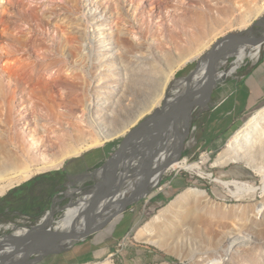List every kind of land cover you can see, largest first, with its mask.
I'll return each instance as SVG.
<instances>
[{
    "label": "rangeland",
    "instance_id": "1",
    "mask_svg": "<svg viewBox=\"0 0 264 264\" xmlns=\"http://www.w3.org/2000/svg\"><path fill=\"white\" fill-rule=\"evenodd\" d=\"M236 1L247 2L0 0V134H3L0 138L6 140L14 136L17 141L12 140V146H19L24 140L32 141L33 137L41 139L36 131L39 129L37 116L46 127L63 126L57 130L65 131L58 116L81 114L83 104L91 112L95 111V103L97 111L113 112L117 119H132L148 109L161 90L165 72L170 69L169 58L178 61L183 52L193 55V62L177 72L178 79H185L194 71L193 76L198 74V64H202L212 48L200 54H197L198 49L220 30L225 29V32L216 43L236 34H263V27L256 24L261 20L264 22V15L249 26H254L252 33L244 31L245 27L239 23L242 11L234 4ZM234 60V57L230 58L226 69ZM242 60L245 62L239 64L235 74L212 86L192 113L182 159L192 163L203 161L200 171L167 172L157 187L130 204L123 214L110 221V226L100 230L103 235L115 224L120 226L123 222L124 233L128 235L124 240L111 243L114 251L109 250L104 256L87 262L59 261L61 252H56L34 256L31 260L39 259L30 264H208L214 259L220 260L217 264H264V193L235 195L237 189L223 183L240 180L259 186L264 182V174L260 171L263 163L261 159L248 161L242 156L237 162L223 166L215 164L231 136L264 103L249 114L231 136L215 138L210 134V123L215 117L212 111L222 85L238 81L239 76L252 67L250 63L254 59L246 57ZM260 60H264V45ZM40 62L45 64L41 73L46 79L70 76L71 73L80 77L84 70L91 81L89 92L86 94L80 88L59 83L48 95L40 91V79L35 81L36 84L26 80L31 65ZM63 94L70 96V104L62 101ZM48 99H55L56 103L50 107ZM163 105L164 102L157 104L158 107ZM65 118L69 125L76 123L71 117ZM43 138L49 139L48 136ZM102 148L104 146L90 149L76 158L83 159L85 154ZM145 181L140 185L142 191L151 189L154 184L152 178ZM187 191L192 194L189 207L194 213L185 222L172 215L173 234L165 243H161L159 237L153 240L137 238L142 227ZM56 202L53 201L51 207L62 208L67 200ZM35 220L28 216L14 218L3 224L0 236L11 234L14 226H31L38 222ZM13 239L21 242L19 235Z\"/></svg>",
    "mask_w": 264,
    "mask_h": 264
},
{
    "label": "bare ground",
    "instance_id": "2",
    "mask_svg": "<svg viewBox=\"0 0 264 264\" xmlns=\"http://www.w3.org/2000/svg\"><path fill=\"white\" fill-rule=\"evenodd\" d=\"M240 2L234 3L242 11L239 23L245 27L244 31L252 33L254 26L251 28L249 26L255 22L256 18L264 15V0ZM257 24L264 29L262 21ZM223 31L225 32V29L214 34L198 49L197 54H200L212 48L204 57L202 64H198L196 69L198 74L193 76L194 71L188 78L178 79L176 77L180 69L193 62V55L188 56L183 52L178 61L169 58L167 61L170 64V69L165 72V82L155 96V101L153 100L148 109L128 121L122 118L117 119L113 112H106L103 109L97 111L95 103L94 112L87 110L86 104H83L85 107L81 109V114L77 112L78 115L70 113L64 117L63 115L62 117L58 116V119L62 120L65 125V131L58 132L57 130H61L63 126L46 127L42 124L41 118L37 116L39 129L36 131L41 139L37 140L33 137L34 141L24 140L19 146H12L11 141L15 140L14 136L6 138L7 141L0 138L1 197L11 188L30 180L35 175L59 169L69 158L105 145L115 134L124 136L131 126L136 125L142 117L152 114L158 108L164 107L165 111V113L156 116L144 128L133 151L120 150L115 153L112 165H116L122 156H126L128 160L122 168L120 182L112 189L108 186L112 182V177L116 175L114 169L113 175H110L96 190L87 191L84 195H72V204L65 213L62 214V208L57 206L53 208L50 215L39 219L31 226H14L11 234L0 236V264L34 263L36 258L31 260L34 256H41L50 251H59L78 236L96 229L102 230L110 223L104 226L105 219L111 213L118 212L114 218L123 214L130 203H134L157 187L162 176L167 172L181 169L201 170L203 161L192 163L182 159V150L190 133L192 111L198 109L201 102L210 93L212 86L221 84L225 78L235 74L239 64H243L246 60L242 59L250 57L255 61L260 58L262 53V45L254 43L257 35L253 33L251 36L236 34L216 43L224 33ZM88 48V46L85 48L86 53L89 52ZM231 57H234L235 60L231 67L226 69ZM44 65L42 62L34 66L31 65V71L28 73L30 76L26 78L33 84H36L35 81L40 79V91L48 95L53 91L55 84L59 83L74 89L80 88L86 94L89 92L91 81L88 73L84 70L80 77L71 73L70 76L46 79L41 73ZM61 99L65 103H67L66 101H69V104L71 102L70 96L64 94ZM48 101H51L50 107L56 103L55 99H48ZM160 102H164V105L158 107L157 104ZM65 117L73 118L76 123L69 125V121ZM263 122L264 107L256 112L231 138L227 148L218 156L215 164L223 166L229 162H237L242 156L248 161L261 159L263 167L259 169L264 174ZM128 124L130 125L128 126ZM44 136H48L49 139L43 138ZM146 178H152L154 184L151 189L142 191L140 185ZM223 183L228 187L234 186L237 189L234 192L235 195H253L258 191L264 193V182L259 186L240 180L223 181ZM191 196V191L178 196L168 208L155 215L146 226L138 231L137 238L153 240L159 237L162 238L161 243H165L173 234L172 215L179 216L182 222L193 215L194 210L189 207ZM251 223H253L252 219ZM18 235L20 243L13 239ZM157 243L160 244L158 241ZM219 261V259H214L208 264H217Z\"/></svg>",
    "mask_w": 264,
    "mask_h": 264
},
{
    "label": "crops",
    "instance_id": "3",
    "mask_svg": "<svg viewBox=\"0 0 264 264\" xmlns=\"http://www.w3.org/2000/svg\"><path fill=\"white\" fill-rule=\"evenodd\" d=\"M250 65H252V67L239 76L238 81L235 80L230 82V84H223L221 90L218 92L215 101L216 107L212 111L215 117L210 123L212 124L210 129L211 136L215 138L231 136L233 130L238 128L239 124L245 121L249 114L264 103V60H253ZM213 96L214 93L212 94V102L214 101ZM246 123H244V125ZM240 129H238L231 138ZM231 138L228 140V143ZM22 191L25 192L26 190L21 188L16 189L7 197L6 202H0V208L6 203L13 202ZM122 223L123 222H121L120 226H116L115 224L112 230H108L103 235L102 231H98L88 238L61 250V253L58 255L59 261L87 262L104 256L109 250L111 252L114 251L111 243L121 238L124 240L128 235V233H124L125 227L122 226ZM110 225L111 224H109V226Z\"/></svg>",
    "mask_w": 264,
    "mask_h": 264
},
{
    "label": "water",
    "instance_id": "4",
    "mask_svg": "<svg viewBox=\"0 0 264 264\" xmlns=\"http://www.w3.org/2000/svg\"><path fill=\"white\" fill-rule=\"evenodd\" d=\"M256 25H258V24H256ZM254 43L260 44L263 46L264 45V33L261 36H257V38L254 40ZM163 113H165L164 107L158 108L155 112H153L152 114L143 118L126 135L118 136L117 134H115L111 139H109V141L106 142L105 145H103L107 149V156L105 158V165L100 169V171H101L100 180L97 183L86 186V187L73 188L72 189L73 192L71 191L72 193H68L65 197V198H67V203L62 206L61 213L63 214L69 209V207L72 204V202H71L72 197L75 196V193L77 196V195H84L87 191L96 190L97 188H99L103 184V182L110 175H113L114 169L116 171V175L112 177V182H110V184L108 186L110 189H112L118 182H120L121 181V175H122V168L125 166V163L128 162V160L126 159V156H122V158L116 163V165H112V160L114 159L115 153L117 151H120V150H122V151H133V147L135 146V143H136L139 135L141 134V132L144 130V128L147 127L155 119L156 116H158L159 114H163ZM192 113H194V111ZM111 143H113V144L111 146H108ZM77 157H79V156H77ZM66 163H67V161L65 162V164ZM65 164L61 168L56 169V170L62 169L65 166ZM19 185H21V184H19ZM19 185H17V186H19ZM4 195H2V196H4ZM59 199L64 200V198H59ZM56 200L57 199H55L54 202H56ZM52 211H53V206L48 211H46L44 214L39 216L36 221H38L39 219H41L43 217L50 215L52 213ZM105 213H107V212H105ZM117 214H118V212L111 213V215L105 219L104 226L106 224H108L112 219H114V217ZM96 232H98V229L93 230V231H89L87 234H84L82 236H78L68 245L70 246L76 242L82 241V240L88 238L89 236L93 235ZM68 245H67V247H68ZM65 247H63V248L65 249ZM62 249H60L59 251L58 250L57 251H50L47 254L60 252ZM47 254H44V255H47ZM41 256H43V255H41ZM37 261H38V259H36L34 262H37Z\"/></svg>",
    "mask_w": 264,
    "mask_h": 264
},
{
    "label": "trees",
    "instance_id": "5",
    "mask_svg": "<svg viewBox=\"0 0 264 264\" xmlns=\"http://www.w3.org/2000/svg\"><path fill=\"white\" fill-rule=\"evenodd\" d=\"M66 180L67 176L63 168L34 176L21 185L10 189L4 196L0 197V202H6L7 197L16 189L26 190L25 192L22 191L13 202L6 203L0 208V214L8 213L11 210L26 214L48 211L53 200L63 191Z\"/></svg>",
    "mask_w": 264,
    "mask_h": 264
},
{
    "label": "flooded vegetation",
    "instance_id": "6",
    "mask_svg": "<svg viewBox=\"0 0 264 264\" xmlns=\"http://www.w3.org/2000/svg\"><path fill=\"white\" fill-rule=\"evenodd\" d=\"M112 144L113 143H111V145ZM106 156L107 149L104 147L97 150L96 152L85 154L83 159L74 158L71 161H67V163L63 167L67 176V180L65 182L63 191L58 194L61 195V197L59 198H64V200H67V198L65 197L68 193L73 192V188L86 187L97 183L100 180V169L105 165ZM59 198L56 197L55 199ZM11 211H9L8 213L0 214V228L3 227V224L12 221L14 218L28 216L30 218L34 217L37 220L39 216L45 213L36 212L33 214H26L16 210Z\"/></svg>",
    "mask_w": 264,
    "mask_h": 264
}]
</instances>
